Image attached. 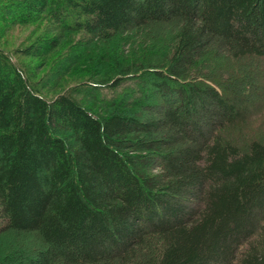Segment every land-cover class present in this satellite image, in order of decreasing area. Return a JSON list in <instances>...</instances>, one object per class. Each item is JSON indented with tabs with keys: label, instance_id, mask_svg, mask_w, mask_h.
<instances>
[{
	"label": "trees",
	"instance_id": "16d2710c",
	"mask_svg": "<svg viewBox=\"0 0 264 264\" xmlns=\"http://www.w3.org/2000/svg\"><path fill=\"white\" fill-rule=\"evenodd\" d=\"M42 20L118 50L49 94L0 47V264H264V0H0Z\"/></svg>",
	"mask_w": 264,
	"mask_h": 264
},
{
	"label": "rangeland",
	"instance_id": "374dc122",
	"mask_svg": "<svg viewBox=\"0 0 264 264\" xmlns=\"http://www.w3.org/2000/svg\"><path fill=\"white\" fill-rule=\"evenodd\" d=\"M41 36H58L62 45L49 55H44L40 58L31 57L24 59L17 54L19 49L34 43ZM81 41L82 37L80 34L65 33L57 30L53 23L46 20L30 23H0V47L9 53L13 60L17 59L23 61L24 64H30L35 70L37 78L42 79L43 83L46 84V92L49 94H57L64 89L78 86L81 82L99 81L105 77L102 74L107 70V67L103 63L102 56L106 53L109 57L112 52L110 50L114 48L118 50L117 46L114 43L102 42L101 40H94L89 45H83V43H80ZM123 49L128 54L127 52L129 51H126V47ZM243 63H240L239 66L235 65L236 67L233 65L228 67L230 69L235 68L238 73L243 72L245 77V73L250 66H257L254 63H250L249 66L245 62ZM145 78L144 85L147 86L150 78L149 76ZM134 86L135 89L138 88V86ZM135 89L133 94L137 92ZM80 94L87 93L83 92ZM82 98H85L86 102L89 101L88 104L92 102L97 104V102L91 100L92 98L89 99L87 95H82ZM94 106L98 107L97 105ZM247 112L250 115L240 131L242 132L241 134L244 137H260L264 140V106L253 110L248 107ZM8 244L10 243H7L5 238L0 237V258L3 257V254H8Z\"/></svg>",
	"mask_w": 264,
	"mask_h": 264
}]
</instances>
